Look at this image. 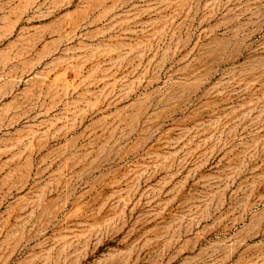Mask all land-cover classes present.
Returning a JSON list of instances; mask_svg holds the SVG:
<instances>
[{"label": "rangeland", "instance_id": "374dc122", "mask_svg": "<svg viewBox=\"0 0 264 264\" xmlns=\"http://www.w3.org/2000/svg\"><path fill=\"white\" fill-rule=\"evenodd\" d=\"M0 264H264V0H0Z\"/></svg>", "mask_w": 264, "mask_h": 264}]
</instances>
